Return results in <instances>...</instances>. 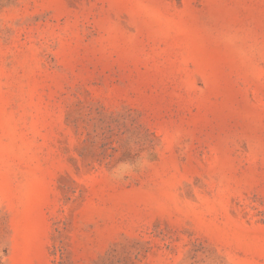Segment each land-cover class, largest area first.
<instances>
[{"label":"rangeland","instance_id":"374dc122","mask_svg":"<svg viewBox=\"0 0 264 264\" xmlns=\"http://www.w3.org/2000/svg\"><path fill=\"white\" fill-rule=\"evenodd\" d=\"M0 264H264V0H0Z\"/></svg>","mask_w":264,"mask_h":264}]
</instances>
